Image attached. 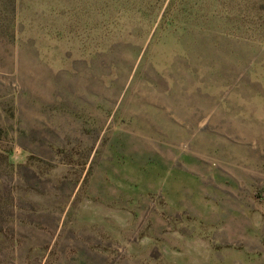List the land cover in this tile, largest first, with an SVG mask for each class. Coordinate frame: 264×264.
<instances>
[{
    "label": "rangeland",
    "instance_id": "rangeland-1",
    "mask_svg": "<svg viewBox=\"0 0 264 264\" xmlns=\"http://www.w3.org/2000/svg\"><path fill=\"white\" fill-rule=\"evenodd\" d=\"M247 261L264 0H0V264Z\"/></svg>",
    "mask_w": 264,
    "mask_h": 264
},
{
    "label": "crops",
    "instance_id": "crops-1",
    "mask_svg": "<svg viewBox=\"0 0 264 264\" xmlns=\"http://www.w3.org/2000/svg\"><path fill=\"white\" fill-rule=\"evenodd\" d=\"M253 237H256V236H253ZM242 239H243L245 242L249 243V242H250V235H249V233L245 234V235L242 237ZM257 239H258V240H261V236L259 235V236L257 237ZM244 260H246V259H244ZM247 262H248L247 264L250 263L249 261H247ZM243 264H246V262H244Z\"/></svg>",
    "mask_w": 264,
    "mask_h": 264
}]
</instances>
